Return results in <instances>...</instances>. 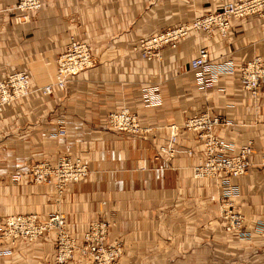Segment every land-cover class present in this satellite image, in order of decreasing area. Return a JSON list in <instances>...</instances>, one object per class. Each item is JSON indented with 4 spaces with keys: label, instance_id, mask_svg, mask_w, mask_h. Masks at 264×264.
Wrapping results in <instances>:
<instances>
[{
    "label": "crops",
    "instance_id": "1",
    "mask_svg": "<svg viewBox=\"0 0 264 264\" xmlns=\"http://www.w3.org/2000/svg\"><path fill=\"white\" fill-rule=\"evenodd\" d=\"M40 1L16 21L17 0H0V78L24 70L31 86L52 84L55 59L71 38L89 46L94 63L62 89L0 107V217L34 213L43 220L58 210L76 240L91 222L105 220L106 242L120 246L115 264H264V85L251 95L237 73L253 56L264 63L261 17L232 18L224 38L189 31L160 48L159 58L143 59L134 48L139 38L233 0ZM200 48L209 62L190 70ZM122 107L147 131L111 128L107 114ZM203 111L219 117L214 133L234 152L250 142L247 171L227 178L237 189L230 200L243 217L242 235L224 230L222 188L192 177L203 157L194 133L181 130L176 141L191 155L159 151L168 126ZM59 154L78 156L89 169L60 194L15 178L29 164H53ZM52 238H0V264H56ZM64 264L91 262L75 253Z\"/></svg>",
    "mask_w": 264,
    "mask_h": 264
},
{
    "label": "built area",
    "instance_id": "2",
    "mask_svg": "<svg viewBox=\"0 0 264 264\" xmlns=\"http://www.w3.org/2000/svg\"><path fill=\"white\" fill-rule=\"evenodd\" d=\"M40 6V0H17L12 10L19 12L20 15H16L14 19L22 21L28 12L38 10ZM251 14H258L261 17V28L264 33V0H233L223 2L217 10L193 16L186 23L166 27L155 34L140 38L134 48L141 58L151 59L157 56L160 48L174 46L175 42L186 36L189 31L208 35L216 33L224 38L232 18H242ZM208 62L206 50L200 48L197 55L189 60L188 67L190 70H197L206 66ZM93 63L89 46L71 38L55 59L57 78L52 84L33 87L29 84L28 74L24 70H15L1 77L0 107L31 93L47 94L53 88L62 89L69 76L91 68ZM227 67L230 69L229 65ZM237 73L240 86L251 95L264 85V63L258 56L239 64ZM106 121L111 128L130 134L147 131L139 125L136 114L126 107L108 113ZM220 122L218 116L206 111L190 115L180 126H168L166 143L159 147V151L169 157L175 153L191 155L190 149H180L176 146V136L180 129L193 131L196 140L202 146L203 157L192 167V177L211 178L222 188L219 216L225 222L224 230L242 235L243 217L234 210L230 200L236 195L237 189L228 183L227 178L241 176L247 171L251 147L250 142H247L234 152L213 132V128ZM64 133L63 128L57 130L59 136H63ZM88 172L87 164L78 156L59 154L53 164L45 161L29 164L25 173L16 174L15 178L28 177L31 184L49 185L60 194L69 184L83 179ZM107 228L108 223L105 220L93 221L83 231L80 240H75L65 229L64 214L55 210L47 214L43 220H39L34 213L8 215L1 221L0 236L5 239L32 241L51 233L55 243L53 255L55 263L70 260L77 250L82 256H88L92 264H114L120 254V246L117 242H106Z\"/></svg>",
    "mask_w": 264,
    "mask_h": 264
},
{
    "label": "rangeland",
    "instance_id": "3",
    "mask_svg": "<svg viewBox=\"0 0 264 264\" xmlns=\"http://www.w3.org/2000/svg\"><path fill=\"white\" fill-rule=\"evenodd\" d=\"M192 18H190L189 20H191ZM187 21H185V23H186ZM164 26H160V28H157V30L155 29V30H153V31H157L158 32V30L159 31H161V30H163L164 28H166V27H169L168 25H165V24H163ZM178 25H180V24H178ZM177 26V25H176ZM140 39V38H139ZM138 39V40H139ZM136 44V43H135ZM160 50V49H159ZM153 58H159V51H158V54H157V56H155V57H153ZM6 217V216H5ZM5 217H0L1 218V221H2V219L3 218H5ZM0 226H1V224H0ZM41 237V236H40ZM39 237V238H40ZM0 238H3L2 236H0ZM3 239H5V238H3ZM38 239V238H37ZM9 240H12V239H9ZM13 240H23V239H13ZM36 240V239H35ZM52 240H53V246H54V251H55V243H54V237L52 238ZM76 240V239H75ZM80 240V239H79ZM26 241V240H25ZM32 241H34V240H32ZM26 242H31V241H26ZM77 243H79V241H76ZM4 251H0V253H3ZM76 254H78V255H80V256H82L81 254H79L78 253V251L76 250ZM54 255V254H53ZM86 257H88V256H86ZM53 258V257H52ZM89 258V257H88ZM118 258V257H117ZM90 259V258H89ZM71 260V259H70ZM66 262V261H65ZM65 262H57L56 264H64ZM91 262V261H90ZM91 264H92V262H91ZM115 264V263H114Z\"/></svg>",
    "mask_w": 264,
    "mask_h": 264
},
{
    "label": "bare ground",
    "instance_id": "4",
    "mask_svg": "<svg viewBox=\"0 0 264 264\" xmlns=\"http://www.w3.org/2000/svg\"><path fill=\"white\" fill-rule=\"evenodd\" d=\"M73 39V38H72ZM76 40V39H75ZM93 56V55H92ZM93 60H94V56H93ZM56 78H57V76H56ZM28 81H29V76H28ZM29 84H30V82H29ZM28 96V95H27ZM25 97V96H24ZM213 115V114H212ZM139 125H140V123H139ZM141 126V125H140ZM174 126H180V125H174ZM217 126V125H216ZM142 127V126H141ZM142 128H145V127H142ZM215 128V127H214ZM214 128H213V132H214ZM116 130V129H115ZM182 129H180V130H178L179 132L181 131ZM146 132V131H145ZM179 132H178V134H179ZM189 132H192L193 133V131H190L189 130ZM126 133V132H125ZM169 133V132H168ZM130 134V133H129ZM178 134H177V136H176V141H177V137H178ZM215 134V133H214ZM195 135V134H194ZM59 136V135H58ZM219 138V137H218ZM221 139V138H220Z\"/></svg>",
    "mask_w": 264,
    "mask_h": 264
}]
</instances>
